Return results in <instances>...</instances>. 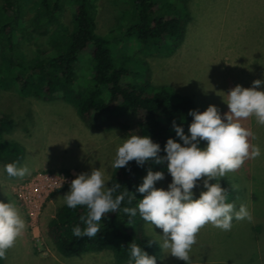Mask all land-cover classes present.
Listing matches in <instances>:
<instances>
[{
  "label": "rangeland",
  "instance_id": "1",
  "mask_svg": "<svg viewBox=\"0 0 264 264\" xmlns=\"http://www.w3.org/2000/svg\"><path fill=\"white\" fill-rule=\"evenodd\" d=\"M96 3L100 31L126 23L128 0ZM188 8L186 35L176 50L159 54L154 49L144 50L134 36H124L120 29L119 40L111 42V49L118 46L116 54L120 57L119 47L123 44L126 56L132 60L127 61L132 71L144 68L142 57L154 84L171 85L178 93L191 96L201 110L216 105L223 114L228 108L220 95L226 99V93L237 84L250 87L254 80L264 79V0H189ZM64 15L68 21L72 17L69 6ZM25 49L29 54L33 52L28 44ZM145 69L139 77L134 76L135 81L146 73ZM17 98L20 97L14 90L0 88L3 109L9 102L22 106L16 103ZM23 100L32 110L31 120L23 109L17 121L23 119L28 127L18 123L6 138L20 143L25 150L17 166H26L30 174L9 177L4 171L9 162H0V200L8 202L11 198L26 222L23 235L6 253V264H116L107 250L72 257L59 254L45 228L78 174L101 167L110 180V162L127 132L87 127L75 107L61 98L28 96ZM241 123L252 132L249 143L258 146L261 155L247 158L239 169L227 174L239 177L234 180L235 185L244 193L235 201V209L245 205L253 219H233L230 231L206 224L190 252L191 264H264V126L258 125L254 117ZM163 171L165 179L156 186L166 189L172 178L167 169ZM194 192L198 197L200 188ZM145 226L147 233L162 243V230L146 222ZM167 251H160L157 264H186Z\"/></svg>",
  "mask_w": 264,
  "mask_h": 264
},
{
  "label": "trees",
  "instance_id": "2",
  "mask_svg": "<svg viewBox=\"0 0 264 264\" xmlns=\"http://www.w3.org/2000/svg\"><path fill=\"white\" fill-rule=\"evenodd\" d=\"M128 1L126 23L100 31L96 0H2L0 88L14 90L20 97L16 103L20 102L22 106L9 102L3 109L0 100V162H17L25 156L20 143L7 139L6 135L18 123L28 127L22 118L17 121L19 111L23 109L31 120L32 110L23 100L28 96L45 100L61 98L75 107L87 127L97 130L118 128L128 135H150L162 149L169 137L178 139L171 126L174 119L183 123L187 134L188 124L192 121L189 111H203L194 99L178 93L171 85L154 84L147 63L140 56L146 66L141 64L144 68L132 71L127 63L131 59L121 47L123 44L119 47L121 56L117 57L118 46L112 51L111 42L119 40L117 32L120 29L124 36H134L144 50L154 49L158 54L176 50L186 35L189 0ZM67 6L72 13L69 21L64 15ZM26 44L33 48L31 54L25 49ZM144 69L146 73L135 81L134 76L142 74ZM205 143L202 142L201 147ZM128 168L131 171L113 168L109 186L117 181L122 185L121 191L127 187L136 198L131 204H127L126 198L122 207H135L138 199L143 198L135 188L148 168L154 171L167 168L152 163L138 167L134 161ZM237 178L228 174L221 178L222 186L229 192L228 202L234 204L244 196L235 185ZM86 213L85 206L70 209L61 204L47 222L46 235L59 254L72 257L107 250L116 264H128V245L134 240L149 255L155 256L157 262L160 260V243L147 233L148 228L139 213L131 218V226L127 224L129 217L122 212L109 213L101 220L100 232L95 237L77 238L72 228ZM152 241L155 243L149 246L147 243ZM5 258L0 259V264H6Z\"/></svg>",
  "mask_w": 264,
  "mask_h": 264
},
{
  "label": "clouds",
  "instance_id": "3",
  "mask_svg": "<svg viewBox=\"0 0 264 264\" xmlns=\"http://www.w3.org/2000/svg\"><path fill=\"white\" fill-rule=\"evenodd\" d=\"M226 94V99L220 95L228 108L223 114L216 105H209L202 112L189 111L192 121L187 134L183 123L174 119L171 126L178 139L169 137L163 149L150 135L129 134L122 139L110 162L111 168L131 171L128 165L133 161L138 167L149 163L166 165L172 178L166 189L157 187V182L165 179V172L148 168L135 188L143 196L135 207H122L126 198L127 204H131L135 194L127 187L121 191L122 185L117 181L109 186L101 167L78 174L62 196L63 204L70 209L87 208L86 215H81L80 223L72 228L73 235L95 237L100 232L101 220L109 213L122 212L129 217L127 224L131 226V218L139 213L143 221L162 230L161 250L191 264L190 252L206 224L230 231L233 219L251 222L252 214L245 205L236 210L234 203L228 202L229 192L222 186L221 178L239 169L247 158L261 155L258 146L250 145L252 132L241 121L254 117L258 125L264 126V79L254 80L250 87L237 84ZM202 142H206L204 147ZM4 171L9 177L23 178L30 174L26 166L18 167L17 162L6 164ZM197 187L202 188L198 197L194 192ZM25 229L26 222L16 203L9 197L8 202L0 200V259L6 257ZM128 248V264H157V258L134 240Z\"/></svg>",
  "mask_w": 264,
  "mask_h": 264
}]
</instances>
